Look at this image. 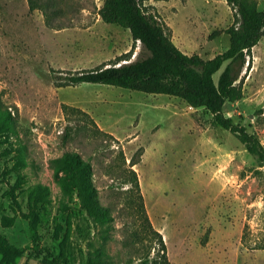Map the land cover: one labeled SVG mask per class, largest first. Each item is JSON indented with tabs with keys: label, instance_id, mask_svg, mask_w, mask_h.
Instances as JSON below:
<instances>
[{
	"label": "rangeland",
	"instance_id": "374dc122",
	"mask_svg": "<svg viewBox=\"0 0 264 264\" xmlns=\"http://www.w3.org/2000/svg\"><path fill=\"white\" fill-rule=\"evenodd\" d=\"M140 1L183 53L209 59L228 48L234 11L225 0ZM103 2L55 0L46 13L64 26L56 29L28 0H0V264H46L34 251L31 216L42 249L68 264H87L103 244L115 264L160 254L130 170L169 264H264V166L234 135L177 97L64 84L71 73L147 54L128 29L101 20ZM241 75L243 98L223 113L264 147V38ZM71 153L90 164L98 199L112 208L108 242L63 165Z\"/></svg>",
	"mask_w": 264,
	"mask_h": 264
},
{
	"label": "trees",
	"instance_id": "16d2710c",
	"mask_svg": "<svg viewBox=\"0 0 264 264\" xmlns=\"http://www.w3.org/2000/svg\"><path fill=\"white\" fill-rule=\"evenodd\" d=\"M225 1L234 11V22L225 30L229 36V46L224 52L203 59L198 54H185L175 46L164 25L146 11L140 0H104L99 9L101 20L128 29L133 41L139 42L147 54L123 64L106 63L90 70L71 73L64 77V84H104L177 97L192 108L204 109L211 115L214 124L234 135L248 153L257 158L260 166H264V147L259 139L223 113L226 103H234L243 98L241 73L252 48L264 38V8L259 9L256 0ZM28 4L30 10L38 7L42 10L48 26L64 28L51 23L46 13V9L55 6V0H43L39 5L36 0H28ZM220 69L215 80L214 74ZM263 113L258 111L257 114L262 116ZM262 120L264 122V116ZM67 137L68 134L65 135L66 140ZM61 160L64 167L75 176L76 194L82 210L94 223L101 240L108 242L113 229V212L109 205H103L98 199L97 189L91 179L90 164L78 153L64 154ZM128 182L137 193L138 209L145 218L144 224L149 232L158 236L160 243V254L158 252L152 259H146L144 264H169L161 235L148 222L133 170H130ZM30 231L34 251L42 256L46 264H68L61 257H53L42 249L34 216H31ZM87 264L115 262L103 244L95 254H89Z\"/></svg>",
	"mask_w": 264,
	"mask_h": 264
},
{
	"label": "bare ground",
	"instance_id": "6f19581e",
	"mask_svg": "<svg viewBox=\"0 0 264 264\" xmlns=\"http://www.w3.org/2000/svg\"><path fill=\"white\" fill-rule=\"evenodd\" d=\"M213 175L215 179H218L219 177H221L220 172H214Z\"/></svg>",
	"mask_w": 264,
	"mask_h": 264
}]
</instances>
